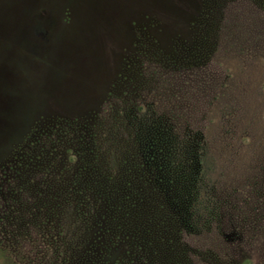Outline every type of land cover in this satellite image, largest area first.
Listing matches in <instances>:
<instances>
[{"label": "rangeland", "instance_id": "obj_1", "mask_svg": "<svg viewBox=\"0 0 264 264\" xmlns=\"http://www.w3.org/2000/svg\"><path fill=\"white\" fill-rule=\"evenodd\" d=\"M0 264H264V0H0Z\"/></svg>", "mask_w": 264, "mask_h": 264}]
</instances>
